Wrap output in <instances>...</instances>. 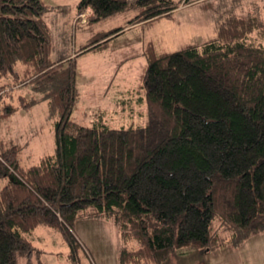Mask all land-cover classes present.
Wrapping results in <instances>:
<instances>
[{
  "label": "trees",
  "instance_id": "trees-1",
  "mask_svg": "<svg viewBox=\"0 0 264 264\" xmlns=\"http://www.w3.org/2000/svg\"><path fill=\"white\" fill-rule=\"evenodd\" d=\"M190 0H79L92 21L129 8V24L160 17ZM44 0H0V79L13 75L38 96L5 107L48 102L56 150L21 162V144L0 147V264H32L36 229L62 234L77 260L80 218L113 219L120 264H165L177 250L239 245L264 230V18L231 13L217 35L160 53L149 42L143 77L146 124L112 127L106 111L93 124L72 117L79 97L77 56L102 50L124 27L99 31L79 53L51 57ZM140 7V8H138ZM22 64L16 70V63ZM15 84V85H16ZM2 91V89L0 90ZM219 217L231 229L212 230ZM39 253V252H38Z\"/></svg>",
  "mask_w": 264,
  "mask_h": 264
},
{
  "label": "rangeland",
  "instance_id": "rangeland-1",
  "mask_svg": "<svg viewBox=\"0 0 264 264\" xmlns=\"http://www.w3.org/2000/svg\"><path fill=\"white\" fill-rule=\"evenodd\" d=\"M44 1L57 6L42 15L53 33V59L79 51L99 31L125 27L124 32L112 38L106 50L77 52L79 97L72 117L88 126L99 119L101 110L106 111L104 119L112 127L141 125L149 121L142 85L148 66L143 52L149 42L157 52H171L214 38L222 18L231 13L246 16L260 11L264 18V0H190L192 3L188 6H179L170 13L140 23L138 27L129 26L130 17L140 11L135 8L89 23L92 11L87 9L73 18L75 26L73 22L69 26L67 21L79 0ZM15 68L21 70L22 64L16 63ZM15 84L13 75L0 79V147L23 145L21 160L30 165L56 150L54 122L48 116L47 100L28 109L19 108L6 118V105H17L20 94L28 98L39 95L29 84ZM73 230L81 242L75 262L70 259V247L62 234L40 225L33 237L40 251L35 252L32 264H120L122 240L113 219L80 218ZM212 230H219L222 236L231 234V229L219 217L213 220ZM19 264H27L25 256L20 257ZM165 264H264V230L250 235L239 245L228 244L208 250L177 249Z\"/></svg>",
  "mask_w": 264,
  "mask_h": 264
},
{
  "label": "crops",
  "instance_id": "crops-1",
  "mask_svg": "<svg viewBox=\"0 0 264 264\" xmlns=\"http://www.w3.org/2000/svg\"><path fill=\"white\" fill-rule=\"evenodd\" d=\"M192 2H183L180 6H188L189 4H191ZM179 8V7H178ZM89 9V11H92V13H91V19L93 18V16H94V11H93V9L92 8H88ZM177 9V8H176ZM87 10V9H86ZM85 12V11H84ZM114 15H116V14H114ZM77 16V14H76V9H74V11L73 12H71V16L69 17V19H68V24H69V26H71V24H72V22L74 21L73 20V18L74 17H76ZM113 16V15H112ZM72 18V19H71ZM132 17H130V19H131ZM91 19H89V21H88V23L91 21ZM129 19V20H130ZM146 23L147 22H149L148 20H146L145 21ZM144 21H142V22H138V23H134V24H129V26L131 27V26H134V27H138V26H140V23H145ZM87 23V24H88ZM87 24H85V25H87ZM73 26H75V24H74V22H73ZM77 26L75 27V33H76V35H77ZM125 28V27H124ZM125 31V29H123L120 33H122V32H124ZM120 33H118L117 35H119ZM117 35H114V37L115 36H117ZM110 43V42H109ZM84 46V45H83ZM109 46V45H108ZM108 46L106 47V48H104V49H102V50H98V51H104V50H106L107 48H108ZM144 52H145V50H144ZM143 52V53H144ZM77 54V50L76 51H74L73 52V54H72V57L73 56H75ZM144 55H145V53H144ZM42 101H44V100H41V101H39V102H37L36 104H38V103H41ZM47 104H48V102H47ZM35 105V104H34ZM23 146V145H22ZM27 153H28V151H27ZM28 156H30V154H28ZM21 162H22V160H21ZM23 163V162H22ZM23 164H25V165H28L27 163H23Z\"/></svg>",
  "mask_w": 264,
  "mask_h": 264
}]
</instances>
